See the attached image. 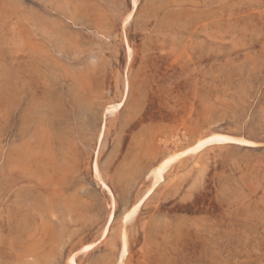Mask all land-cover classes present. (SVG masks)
Listing matches in <instances>:
<instances>
[{
    "label": "rangeland",
    "instance_id": "rangeland-1",
    "mask_svg": "<svg viewBox=\"0 0 264 264\" xmlns=\"http://www.w3.org/2000/svg\"><path fill=\"white\" fill-rule=\"evenodd\" d=\"M72 256L264 264V0H0V264Z\"/></svg>",
    "mask_w": 264,
    "mask_h": 264
},
{
    "label": "bare ground",
    "instance_id": "bare-ground-1",
    "mask_svg": "<svg viewBox=\"0 0 264 264\" xmlns=\"http://www.w3.org/2000/svg\"><path fill=\"white\" fill-rule=\"evenodd\" d=\"M138 6V0H133V8L136 9V7ZM11 101V98H10ZM119 111V107L117 105H113L110 106L106 113H111L114 111ZM107 114V115H108ZM102 135H103V131H102ZM102 137V136H101ZM212 144H217V145H229V144H237V145H243V146H254L255 144L244 139V138H236V137H231V136H227V135H223V134H214L204 140L199 141L195 147L189 149L187 151V153H197L198 151H200L201 149L212 145ZM18 155V154H17ZM182 154H176V155H171L170 157H168L167 159L165 158V160L157 166V168L154 171V175L155 178L157 180H161L163 178V174L165 173V171H167V169L179 158L181 157ZM94 176L96 178V180L99 182L100 185H102V187L104 188V190H107V192H109L108 194L111 195L112 199L111 201L112 203V207H115L116 201H115V197L113 195L112 190L109 188V186L105 183V181L102 179V175L98 166V163L95 162L94 163ZM139 206L140 205H135L134 208L132 209L131 213L127 216V219L131 218L133 215L137 214V212L139 211ZM111 207V208H112ZM113 214L114 211L110 214V218H113ZM123 253L127 254L128 252V245H127V239L126 237L123 239ZM88 248V247H87ZM86 248V249H87ZM69 264H76L75 261V256H72L69 260Z\"/></svg>",
    "mask_w": 264,
    "mask_h": 264
}]
</instances>
